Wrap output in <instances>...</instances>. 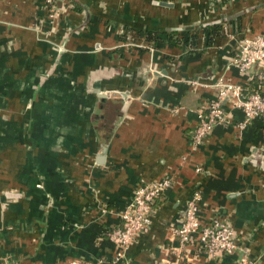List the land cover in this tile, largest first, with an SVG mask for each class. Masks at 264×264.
<instances>
[{"label": "crops", "instance_id": "crops-1", "mask_svg": "<svg viewBox=\"0 0 264 264\" xmlns=\"http://www.w3.org/2000/svg\"><path fill=\"white\" fill-rule=\"evenodd\" d=\"M56 5L48 25L44 0H0V264H114L118 212L137 181L166 176L148 231L118 263L173 264L171 228L199 189L200 221L228 223L239 248L211 257L191 243L179 264H238L242 253L264 264V123L239 130L228 105L200 146L190 142L216 78L252 87L256 69L230 62L239 39L264 35V0ZM214 20L208 44L201 24Z\"/></svg>", "mask_w": 264, "mask_h": 264}, {"label": "built area", "instance_id": "built-area-1", "mask_svg": "<svg viewBox=\"0 0 264 264\" xmlns=\"http://www.w3.org/2000/svg\"><path fill=\"white\" fill-rule=\"evenodd\" d=\"M44 1L48 10L46 22L53 25L63 10L57 7V2L64 7L69 0ZM230 64L242 74H248L255 68V80L251 87L249 84L229 81L223 76L215 79L214 96L202 106V109L195 111L196 124L190 138L194 148L204 142L215 125L227 119L228 105L238 109L243 115L236 124L239 130L254 119H260L264 123V35L254 34L239 39L236 56L232 58ZM195 170L201 171L199 166H196ZM170 185L171 178L167 176L157 180L137 181L130 201L118 212L119 223L107 233L108 239L115 245V255L112 259L114 264L124 259L127 246L137 234L148 231L153 205ZM200 200V190L194 189L185 202L181 220L171 228L169 250L173 264H179L184 259L185 253H188L187 247L191 243L211 257L232 255L239 248L235 232L228 223L217 218L208 223L200 221ZM253 263V259L246 253H242L238 258V264ZM125 264H128V261Z\"/></svg>", "mask_w": 264, "mask_h": 264}, {"label": "trees", "instance_id": "trees-1", "mask_svg": "<svg viewBox=\"0 0 264 264\" xmlns=\"http://www.w3.org/2000/svg\"><path fill=\"white\" fill-rule=\"evenodd\" d=\"M201 26H205L206 27V31H207V35H206V40L208 41V44H211L215 41L216 36L219 35L221 26H222V22L218 21V20H214V21H210V22H205L204 24H201ZM168 36V42H170L173 45H177L180 47L185 48V46H187V44L183 41L182 38L180 37H176V38H172V34L174 33V31L172 30H167ZM203 33V32H202ZM201 36V32L199 31H195L192 35V38L194 39H198ZM205 38V36H204ZM145 40L147 41H151L153 40V42L157 41L156 37L153 36V32L148 31L145 35Z\"/></svg>", "mask_w": 264, "mask_h": 264}]
</instances>
